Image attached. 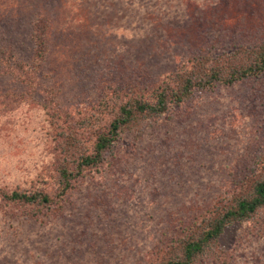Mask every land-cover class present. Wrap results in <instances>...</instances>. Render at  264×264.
<instances>
[{"label": "rangeland", "instance_id": "obj_1", "mask_svg": "<svg viewBox=\"0 0 264 264\" xmlns=\"http://www.w3.org/2000/svg\"><path fill=\"white\" fill-rule=\"evenodd\" d=\"M37 12L49 28L34 72ZM0 44V189L53 195L68 134L90 146L121 100L198 48L264 45V0H0ZM262 161L264 74L195 91L122 129L57 208L0 200V264H154ZM263 220L230 224L194 264H264Z\"/></svg>", "mask_w": 264, "mask_h": 264}, {"label": "trees", "instance_id": "obj_2", "mask_svg": "<svg viewBox=\"0 0 264 264\" xmlns=\"http://www.w3.org/2000/svg\"><path fill=\"white\" fill-rule=\"evenodd\" d=\"M46 22L47 17L38 12L33 13L30 21L32 52L28 66L34 72L44 61L47 52L46 31L49 27ZM1 47L0 44V63L5 54ZM261 74H264V45H238L229 51L219 52L198 48L174 69L155 76L146 93L133 94L121 100L112 116L104 123V128L94 132L95 138L90 146L81 147L76 130L65 137V149L73 154L57 167L56 193L50 195L43 191L0 189V200L36 208L33 212L53 210L64 201L66 195L73 190L74 182L86 170L102 163L122 129H136L142 120L162 115L172 105L177 106L186 101L195 91L211 88L215 84L231 85ZM29 83H33V79ZM80 124L88 127L86 122ZM262 211L264 175L244 178L234 184L231 191L221 199L213 200L206 214L196 217L190 224L185 223L174 243L172 240L160 245L165 247L156 253L158 259L154 264H194L210 249L212 243L220 239L230 224L253 219ZM215 262H220V258L215 259Z\"/></svg>", "mask_w": 264, "mask_h": 264}]
</instances>
